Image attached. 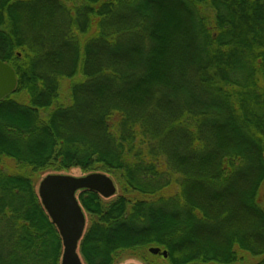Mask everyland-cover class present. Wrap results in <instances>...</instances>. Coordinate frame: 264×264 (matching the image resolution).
<instances>
[{
  "label": "trees",
  "instance_id": "1",
  "mask_svg": "<svg viewBox=\"0 0 264 264\" xmlns=\"http://www.w3.org/2000/svg\"><path fill=\"white\" fill-rule=\"evenodd\" d=\"M0 60V264H61L72 169L122 192L78 193L83 264H264V0H0Z\"/></svg>",
  "mask_w": 264,
  "mask_h": 264
},
{
  "label": "water",
  "instance_id": "2",
  "mask_svg": "<svg viewBox=\"0 0 264 264\" xmlns=\"http://www.w3.org/2000/svg\"><path fill=\"white\" fill-rule=\"evenodd\" d=\"M17 79L12 67L0 60V101L17 89ZM84 190L96 192L104 199L114 197L117 192L113 179L103 173L81 177L49 174L38 186L40 201L62 239L61 264H83L79 246L86 231L87 218L79 203L78 193ZM149 253L165 259L168 257V253L160 248H150Z\"/></svg>",
  "mask_w": 264,
  "mask_h": 264
},
{
  "label": "rangeland",
  "instance_id": "3",
  "mask_svg": "<svg viewBox=\"0 0 264 264\" xmlns=\"http://www.w3.org/2000/svg\"><path fill=\"white\" fill-rule=\"evenodd\" d=\"M69 85H70V81H66L64 83V85H63L64 91L68 90ZM63 96H65V95L63 94ZM13 164H14V162H12V161H6L4 163V169L8 168L9 169L8 171L13 170V168H14ZM65 175H71V176H74V177L84 176L83 173L79 169H72V170L68 171L67 174H65ZM45 176H47V174H44V175L40 174V175H37L35 177V182L37 183V187L39 186V183L41 182V180ZM114 183H115L117 192H116V195L111 198V200H113L115 197H117L119 194L122 193L118 183L116 181H114ZM260 203L264 206V185L261 188ZM150 255H152V254H150ZM261 259L262 258H254V257H252L249 254L242 253L240 255L239 261L236 264H257L258 262L261 261ZM156 260H157V262L159 264H167L166 261L162 257L156 258ZM117 264H144V263H143V260H142L141 256L125 255L118 261Z\"/></svg>",
  "mask_w": 264,
  "mask_h": 264
}]
</instances>
